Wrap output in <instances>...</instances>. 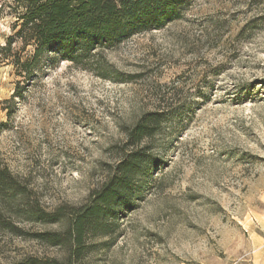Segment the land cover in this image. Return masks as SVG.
Returning a JSON list of instances; mask_svg holds the SVG:
<instances>
[{"label":"rangeland","instance_id":"1","mask_svg":"<svg viewBox=\"0 0 264 264\" xmlns=\"http://www.w3.org/2000/svg\"><path fill=\"white\" fill-rule=\"evenodd\" d=\"M0 0V46L13 18ZM160 28L75 66L50 48L26 74L0 59V264L62 259L58 231L16 214L79 208L129 152L126 131L163 114L132 202L77 264H264V0H179ZM22 61L33 48L20 51ZM104 74L102 78L99 75Z\"/></svg>","mask_w":264,"mask_h":264},{"label":"trees","instance_id":"2","mask_svg":"<svg viewBox=\"0 0 264 264\" xmlns=\"http://www.w3.org/2000/svg\"><path fill=\"white\" fill-rule=\"evenodd\" d=\"M179 0H10L5 6L13 18V34L0 46V59L23 68L26 74L50 49L63 54L75 66H84L92 59V51L112 49L136 34L160 28L177 13ZM19 43V52L33 48L30 59L22 61L12 46ZM104 78L105 75L101 74ZM163 114L149 112L126 131L129 149L99 189L90 194L88 203L70 208L65 213L57 208L45 212L38 203L16 214L40 224H55L58 231L36 233L31 238L49 248L63 252L62 259L41 260L29 257L14 264H77L86 255L90 237L109 239L117 215L132 202L133 184L146 164L147 140L159 131ZM20 187L6 171L0 173V199L9 203L20 197ZM20 201L22 199L19 198ZM13 232L12 225H1Z\"/></svg>","mask_w":264,"mask_h":264}]
</instances>
